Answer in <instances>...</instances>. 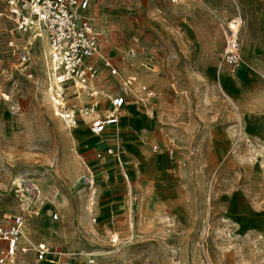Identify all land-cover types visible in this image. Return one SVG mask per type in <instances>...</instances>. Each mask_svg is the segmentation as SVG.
Returning a JSON list of instances; mask_svg holds the SVG:
<instances>
[{"label":"rangeland","instance_id":"1","mask_svg":"<svg viewBox=\"0 0 264 264\" xmlns=\"http://www.w3.org/2000/svg\"><path fill=\"white\" fill-rule=\"evenodd\" d=\"M89 1L117 69L98 85L128 101L125 132L103 142L56 115L47 38L0 0V224L24 214L22 246L74 253L65 264H264V0ZM237 18L233 74L223 30Z\"/></svg>","mask_w":264,"mask_h":264},{"label":"built area","instance_id":"2","mask_svg":"<svg viewBox=\"0 0 264 264\" xmlns=\"http://www.w3.org/2000/svg\"><path fill=\"white\" fill-rule=\"evenodd\" d=\"M2 2L6 16L17 30L24 32L39 30L47 38L51 63L49 92L56 115L68 127H78L82 121H87L91 134L96 137L107 131L117 133L126 100L122 95L108 97L110 106L105 109V114L101 113L98 76L104 69L115 75L117 69L113 61L102 53L98 34L91 18L86 14L90 1L2 0ZM241 27L242 19L237 18L223 30L222 61L231 68L233 74L237 72L242 62ZM136 79V76H130L126 86H132ZM141 89L149 96L154 95L147 86H142ZM80 95H85L88 101L81 106L72 107L70 99ZM106 152L108 155H117L112 148H108ZM98 156L101 157L102 154ZM82 181L86 188L93 190V178L90 173H84L79 179V182ZM54 218L57 219L58 214H54ZM93 221L95 222L96 218ZM26 222L25 215L17 213L6 216L5 223L0 224V264H15L21 252L34 253L31 264H54L66 254L74 255L63 250L55 251L47 242H30L31 246L23 247L22 242L25 239L23 230ZM130 226H133L132 222ZM117 241L118 238H114L113 242ZM93 263L94 259H91L89 264Z\"/></svg>","mask_w":264,"mask_h":264},{"label":"crops","instance_id":"3","mask_svg":"<svg viewBox=\"0 0 264 264\" xmlns=\"http://www.w3.org/2000/svg\"><path fill=\"white\" fill-rule=\"evenodd\" d=\"M240 3H241V7H245V6H251V7H254L255 5H260V1L259 0H240ZM223 49H224V46H223ZM105 70H107V69H104L101 73H100V75L98 76V79H97V86H98V88L100 89V87H99V85H98V83L100 82V79H101V77L103 76V74L105 73L104 71ZM137 83V82H136ZM135 84V83H134ZM101 92H102V94H101ZM111 96L110 94H107V93H104L103 92V90L102 89H100V96H99V99L101 100V107H102V111H101V113H106V108H108L109 106H110V102H109V100H108V98L107 97H105V96ZM115 96H117V95H115ZM122 96H124V95H122ZM125 97V100H126V103H125V105H124V107H123V109H122V116H121V120H122V118H123V115H124V112H123V110H124V108H125V106L127 105V99H126V95L124 96ZM72 101L75 103V102H77V103H79V105L81 106V105H83L84 103H86L87 101H88V99L85 97V95H80L79 97H72L71 99H70V103H72ZM78 105V104H77ZM86 120H88V119H86ZM121 120H120V123H121ZM87 122V121H86ZM86 122H81L80 123V125L78 126V127H85V128H87L88 130H89V128H88V125L86 124ZM119 126H120V124H119ZM120 131H122V130H120V128H119V131L118 132H120ZM89 132H90V130H89ZM122 132H125V130H123ZM91 133V132H90ZM113 134H115V132L114 131H107L105 134H103L102 136H100V137H96V136H94V135H92L93 137H95L96 139H101L102 140V142L105 140V139H111V137H114V135ZM143 142V144H145L146 142L145 141H142ZM104 145V144H103ZM112 147V145H106V150L108 149V148H111ZM105 150V151H106ZM108 156H110L111 157V155H108ZM112 201V200H111ZM114 212V209H113V205L112 206H110V208H109V216L108 217H112V213ZM60 250H63V249H60ZM60 250H58V251H60ZM63 251H65V252H68L67 250H63ZM33 253V252H32ZM30 254V253H29ZM33 255V259H34V253L32 254ZM33 259H32V261H33ZM58 259V258H57ZM66 260H71V261H74V260H76V258H75V256H70V255H64V256H62V257H60L57 261H56V263H54V264H65V261ZM31 261V260H30ZM31 261V262H32ZM31 262H30V264H31Z\"/></svg>","mask_w":264,"mask_h":264},{"label":"bare ground","instance_id":"4","mask_svg":"<svg viewBox=\"0 0 264 264\" xmlns=\"http://www.w3.org/2000/svg\"><path fill=\"white\" fill-rule=\"evenodd\" d=\"M41 36H44V38H45V40H46V37H45V35L43 34V32L42 31H39V30H33V35H32V38L31 39H35L36 37H41ZM48 52V51H47ZM46 54H48V53H46ZM127 83V82H126ZM136 83V82H135ZM104 92V91H103ZM101 94H102V92H101ZM47 97H48V94H47ZM126 113H128V111H124V114H126ZM69 128H74V127H69ZM76 151V150H75ZM116 156V155H115ZM85 208V207H84ZM26 228V227H25ZM24 228V229H25ZM23 232H24V230H23ZM25 234V233H24ZM24 237H25V235H24ZM115 237H116V235H115ZM118 239H119V237H117Z\"/></svg>","mask_w":264,"mask_h":264}]
</instances>
